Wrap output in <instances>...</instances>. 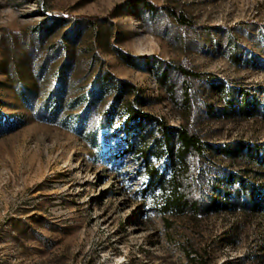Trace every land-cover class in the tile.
I'll list each match as a JSON object with an SVG mask.
<instances>
[{"label":"rangeland","instance_id":"rangeland-1","mask_svg":"<svg viewBox=\"0 0 264 264\" xmlns=\"http://www.w3.org/2000/svg\"><path fill=\"white\" fill-rule=\"evenodd\" d=\"M263 144L264 0H0V264H264Z\"/></svg>","mask_w":264,"mask_h":264},{"label":"trees","instance_id":"trees-1","mask_svg":"<svg viewBox=\"0 0 264 264\" xmlns=\"http://www.w3.org/2000/svg\"><path fill=\"white\" fill-rule=\"evenodd\" d=\"M149 6L153 7L150 4ZM173 15L177 18L180 23L187 24L186 19H184L183 17L176 15V13H173ZM180 71L183 75L188 77L197 76L195 73L183 69ZM133 116L137 120H155L153 116L143 113L141 111H133ZM161 128L165 131L168 130L167 126L163 125L162 123ZM178 140L180 143V147L178 149L176 158L172 159V162L175 164L176 161H178L183 166H185L186 155L188 153H193L195 155L203 157L205 156V152L212 150L211 147L208 146L209 149L206 147V145L202 142L201 138H199L197 135L191 134L186 129L179 130ZM226 152H228L232 158L244 155L250 160L254 161L255 165L263 169L261 173H256V175H258L259 177H264V144L254 147L241 145L238 148L233 147L232 149H228ZM249 172L252 171H246L247 174H249ZM151 180H158L160 182L162 180V177L158 178L157 173H151ZM226 181L229 185H232L235 188L233 189L234 194L232 199L229 198L228 195H226V197L228 198L227 200L230 201L227 203L228 206H231L234 210H240L243 212H264V185L259 186L256 182L249 179V177L244 178L234 173H229ZM174 182L175 185L172 187L170 193L166 195L164 205L161 210L162 213L184 210L189 204L183 196V183L180 178L176 177ZM236 184H238V188L236 187ZM190 206L192 209L200 208L198 204L194 202ZM214 206L215 208H220L221 205L220 203H217V201H215L210 208Z\"/></svg>","mask_w":264,"mask_h":264}]
</instances>
